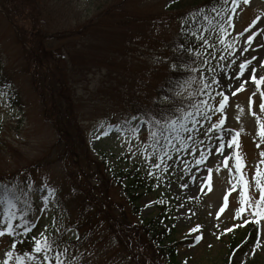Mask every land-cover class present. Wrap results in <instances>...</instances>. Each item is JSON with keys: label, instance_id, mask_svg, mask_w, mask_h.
Here are the masks:
<instances>
[{"label": "rangeland", "instance_id": "374dc122", "mask_svg": "<svg viewBox=\"0 0 264 264\" xmlns=\"http://www.w3.org/2000/svg\"><path fill=\"white\" fill-rule=\"evenodd\" d=\"M16 1L0 0V182H27L36 188L46 184L55 191L43 214L39 211L42 207L40 193L31 191L26 197L34 206L30 218L35 220L36 216L40 217L30 236H35L45 225L49 226V233L58 228L63 240H75L88 232V235H83L86 239L84 248L70 254L71 259L75 257L72 264H133L111 238L104 220L95 212L92 203L76 193L70 171L61 158L62 144L59 141L62 139L58 128L45 117L42 98L32 87L27 65L29 47L19 31L37 25L45 34L46 50L51 54L53 52V60L63 65L65 89L71 99L72 114L69 118L77 125L76 130L70 132V139L74 143L73 148H79L78 152L82 155L81 159L76 160L79 167H73L72 171L81 170L84 178L89 180L91 175H97V165L105 162L114 172L137 170L150 178L147 183L149 190L137 202L141 207L139 215H134L126 196L114 184L106 193L101 191L110 214L117 220L137 225L142 220L156 217L158 210L153 202L160 198L167 204L166 224L172 227V238L177 241L178 264H225L230 257L236 264H264V220L256 223L253 242L244 253L231 256L228 247L231 241L239 243L245 237L248 226L254 223L249 210L236 216L242 198L233 167V152H238L242 157V173L250 186L248 192L251 197L259 195L252 181L255 169L257 166L264 169V164H260L264 159L260 156L264 152V138L257 135L260 125L264 124V111L259 107L260 91L255 84L248 81L235 96L231 95L234 88L225 91L229 102L223 112L225 122L221 127L233 130L232 134L238 133V148L234 145L233 149H229L226 144L222 153H216L219 141H209L198 129L192 135L194 138L199 136L204 147L196 144L198 151L190 155L192 144L189 143V148L179 153L170 150L162 161L152 146L154 140L148 139V125H141L135 135L125 127L124 108L128 93L136 94L139 100H159L165 104L156 91L167 69L173 68V65L168 68L166 64L152 66L158 52L148 51L147 46L133 49V62L126 61L118 52L111 53V47L122 44L127 32L124 28L97 33L96 30L103 26L93 27L88 36H73L76 29L95 19L98 11L118 4L126 5V0H23L25 5L22 7H17L14 4ZM164 1L128 0V4H137L140 10L147 13H158ZM218 11L223 15L215 12L209 16L211 23L206 22V31L202 32L216 49V58L209 57L211 67L220 72V64L227 65L234 58L236 64L233 68L225 67L223 70L234 72L242 59L255 56L257 59L252 61L251 66L257 68L258 76L264 75V67L259 64L260 60H264V47H257L264 45V0H248V3L240 0L235 12L225 11V5ZM6 13L14 15L16 21L12 23ZM228 15L232 16V27L228 29L230 37H225L224 44L217 43L216 37L221 26L227 24ZM256 17H260L257 23L238 37L237 33H242ZM174 24L146 31L138 27L133 33L143 37L171 38L175 34ZM257 28L260 32L252 44L245 45L247 36ZM145 39L148 41L149 37ZM232 40L235 41L236 52L228 57L231 49H225ZM244 46L248 47V52L240 57L238 53ZM208 52H212V48ZM220 52L224 53V59L220 58ZM250 74L246 72L245 76ZM220 80L225 88L231 83L222 72ZM207 82L211 84V79ZM235 86L238 87L239 83ZM212 87L214 91L211 95L220 91L215 85ZM261 90L264 91V84ZM220 115H213L212 122ZM129 121L132 124L128 127H137V121L131 118ZM105 132L106 135L102 134ZM213 134L225 141L231 138L221 131L214 130L209 135ZM201 151L206 159L196 165L195 159L199 158ZM225 155L229 156L228 167L224 166ZM154 164L159 166L154 168ZM208 169L212 170L211 173ZM229 169L232 170L231 174ZM205 179L207 183L201 190ZM20 187L24 188V184L21 183ZM25 191L29 190L25 188ZM221 208L223 211H220ZM79 220L84 224L82 232L75 230ZM245 220L249 223H244ZM196 225H199V229L190 232ZM196 236L201 238L197 241ZM10 247L9 235L0 236V260Z\"/></svg>", "mask_w": 264, "mask_h": 264}, {"label": "trees", "instance_id": "16d2710c", "mask_svg": "<svg viewBox=\"0 0 264 264\" xmlns=\"http://www.w3.org/2000/svg\"><path fill=\"white\" fill-rule=\"evenodd\" d=\"M124 3L126 5L118 4L116 6H109L105 11H98L95 19L93 18L87 24L82 25L81 28L76 29L73 36H88L93 27L103 26L96 30L97 33L103 32V30L107 31L108 29L123 30L122 28H124L127 32L124 33L125 36L122 44H116L111 47V53L118 52L126 61L133 62V49L139 46H147L148 51L158 52V55L154 56L155 60L152 66L166 64V68H168L171 64L175 65V67L167 69L165 77L156 91L159 98L165 101V104L159 100H153L152 102L139 100L136 94L128 93L129 98L124 111H126L125 120H129L133 116L146 114L149 110L160 112L169 108L173 101L181 99V97L175 95V91L178 90L175 82L183 81L188 75L187 69L181 67V64L195 59L194 55L190 57L186 51L182 55L176 51L177 44L185 43V37L181 34V21L189 13L194 12L202 6H206L209 9L205 14L211 16L215 13L210 11L214 5L217 7V10L221 9L224 5L218 3L217 0H165L160 12L147 13L140 10L137 4L135 6L129 5L128 0L124 1ZM14 4L17 7L25 5L23 0H17ZM6 14L12 23L16 21V17H13L14 15ZM188 21L189 26H192L190 16H188ZM172 23H175L176 29L174 36L171 38H163L161 36H153L154 38H152V36L147 35L146 37H149L147 41L146 37L133 33L138 27L146 31L159 27H168ZM200 23L202 27L198 31H206V21L201 18ZM108 26L112 28H108ZM40 29L37 25H30L27 30L21 28L19 33L20 37H24V41L29 47L27 51V65L31 73L32 87L42 98L43 106H45V117L51 119L58 128V133L62 139L59 141L62 144L61 158L66 169L70 171V178L73 181L72 184H75L74 189L76 193L85 201L92 203L95 207V212L104 220L111 238L124 251L133 264H178L176 253L177 241L172 238V227L166 224L168 212H166L167 204L164 200L160 198L154 200L153 204L158 210L155 218L147 221L142 220L140 224L131 225L127 224L124 220L115 219L110 214L107 202L100 193L101 191L106 193L114 184L126 196L134 215H139L141 207L137 205V202L143 196V193L149 190L147 188V183L150 180L149 177L141 175L137 170L114 172L105 162L102 165H97L99 169L97 175H91L89 180L84 178L81 170L72 171L73 167H79L76 160L82 158V155L78 152L79 148L76 146L73 148L74 143L70 139L72 137L70 132L76 130L77 125L69 118L70 114H72L70 109L71 99L69 92L65 89L67 86L64 81L63 65L53 60L55 58L53 52L51 54L49 50H46L45 34ZM193 30L197 31L194 27ZM198 43L202 42L199 41ZM183 95L187 96V92H184ZM126 125L125 127L129 128V124ZM154 143L155 141H153ZM159 143L162 146L164 142L161 140ZM154 149L161 156L162 161L170 152L168 151L167 155H164L161 153L160 147H155ZM83 225L82 221L79 220L75 230L82 232L84 230ZM255 228V223L250 224L245 237L239 243L230 242L228 247L231 256L244 253L248 249L247 247L251 246ZM84 233L88 235V232ZM84 233L79 239L75 240H63V235L59 236L58 244L60 249L63 250L66 246L68 247L70 264L73 263L70 254L74 250H80L85 246L86 239L83 237ZM28 235L31 237L30 233ZM9 238V245L11 246L13 238ZM16 239L17 241L24 240L23 243L18 242L16 244V249L22 251L30 248L27 238L17 237ZM10 250L13 249L10 247ZM225 264L236 263L232 262L230 257Z\"/></svg>", "mask_w": 264, "mask_h": 264}, {"label": "snow or ice", "instance_id": "6c2138e0", "mask_svg": "<svg viewBox=\"0 0 264 264\" xmlns=\"http://www.w3.org/2000/svg\"><path fill=\"white\" fill-rule=\"evenodd\" d=\"M217 2L225 5V11L230 10L231 12H235L240 0H217ZM243 2L248 3V0H243ZM208 10L206 6H202L194 12L189 13L188 16L192 19V26H189L188 16L181 21V34L185 37V43L177 44L176 51L181 53V55L186 51L190 57L193 55L195 56V59L190 62H183L181 64V67L187 69L188 75L186 78L183 81L175 82L176 88L178 89L175 91V95L181 97V99L173 101L169 108L160 112H152L149 110L146 114L136 115L131 118V120L137 121V127H129L128 131L135 135L139 132L141 125H148V139L154 140L155 143L152 146L154 148L160 147V151L164 155H167L170 150L179 153L182 149H188L189 143L192 144L190 155L198 151L196 144H200L201 147H204L203 141L199 139V136L194 138L192 135L194 132H197L198 129L209 141H219V146L215 148L216 153H222L226 144L229 149H233L234 145L236 148L239 147L238 133L232 134L233 130L221 127L225 122L223 112L229 102V96L225 94L226 89L231 90L234 88V91H231V95L235 96L245 88V84L248 81L253 82L256 89L260 91L261 102L259 107L261 111H264V91L261 90V85L264 84V75L258 76L257 68L251 66L252 61H255L257 57L253 56L251 59H242L238 64V70L234 72H223L225 67L229 69L233 68L236 64L234 58L231 60V63L227 65L221 63L220 72H217V69L211 67L209 57L211 56L213 59L216 58V49L208 39L204 38L203 33L198 31L202 27L200 23L201 18L211 23L209 17L205 14ZM210 11L216 12L217 15H223V12L218 11L215 5ZM258 19H260V17L253 19L242 33H237V36L241 37L244 33H247L249 29L257 23ZM231 21L232 16L228 15L227 24L221 26L219 35L216 37L217 43L224 44L225 37H230L228 29L232 27ZM193 27L197 29V31H194ZM258 32H260L259 28L252 31L251 34L247 36L244 44L250 46ZM199 41H202V43H198ZM234 45V40L227 44L225 50L231 49V51H228V57H232L233 53L236 52ZM247 46L242 47L241 51L238 53L240 57H243L244 53L248 52ZM257 47H264V45H257ZM209 48H212V52L210 53L208 52ZM219 55L221 59H224L223 52H220ZM259 64L264 67V60H260ZM206 65H208L207 68L205 67ZM173 67H175V65H173ZM221 72L225 79L231 81V83L227 84L226 88L221 84ZM246 72H250L251 74L246 77ZM205 73H209L210 75H206ZM209 79H211V84L207 82ZM237 82L239 83L238 87L235 86ZM212 85L220 89V91L215 92V95H211L214 91ZM184 92H187V96L183 95ZM217 97H219L218 102L213 103V101H216ZM251 107L252 97L250 96V111ZM216 113H220L221 115L215 122H212V117ZM257 123L260 124V121L258 120ZM124 124L130 125V121L125 120ZM214 130L230 135L231 138L225 141L222 137L215 136L214 134L209 135L210 133H214ZM102 134L106 135L107 132ZM257 135L264 138V124L260 125ZM97 139H99V137H97ZM161 140L164 142L162 146L159 143ZM177 143L179 145L178 147ZM260 156L264 157V152H261ZM204 159H206L204 152H199V158L195 159V164L200 165ZM233 160L235 175L240 185L239 195L242 198L240 201L241 207L236 210V216L239 217L244 211L249 210V214L253 217L252 222L259 224L264 220V169H261L259 166L255 169L252 181L259 195L258 197H251L248 192L250 186L242 173L244 165L241 155L234 151ZM223 162L224 166L228 167V155L223 157ZM260 164H264V159L260 161ZM158 166L157 164L153 165L154 168ZM211 171V169H208L209 173H211ZM231 171L232 170L229 169L230 174ZM148 175L151 176L152 173L149 172ZM21 183L24 184V188L20 187ZM206 183L207 179L202 181L201 190H203L204 184ZM181 186L186 187V185ZM25 188L29 191H25ZM209 190H211L210 186ZM31 191H38L40 193L42 207L39 211L43 214L49 206L50 196L55 195L54 189L46 184H41L39 188H36L34 185L27 182H14L11 180L0 182V236L7 234L12 237L13 243L11 249L15 250L5 252L4 258L0 260V264H11L13 260L15 264H70L68 259V247L66 246L63 250L59 247L58 239L60 230L58 228L55 232L49 233V226L45 225L44 229L35 236L29 237L28 234L35 228L36 222H38L40 218L39 216H36L35 220L30 218L34 211V206L26 197L30 195ZM189 198L191 199V197ZM225 198H227V195ZM220 211H223V208H221ZM217 216H219V212H217ZM53 223H56L55 218H53ZM244 223H249V221L245 220ZM198 229L199 225H196L194 228L190 229V232H195ZM65 230L67 231L69 229ZM228 231H230V229H228ZM17 237L27 238L30 248L22 251L16 249V244L18 242H24L23 239L17 241ZM200 238V236H196L197 241ZM77 239H79V237H77ZM74 259L75 257H72V260Z\"/></svg>", "mask_w": 264, "mask_h": 264}]
</instances>
